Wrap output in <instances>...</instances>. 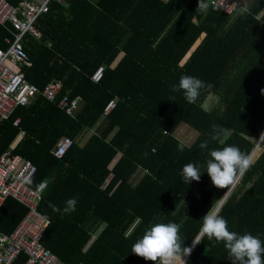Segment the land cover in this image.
I'll list each match as a JSON object with an SVG mask.
<instances>
[{"label": "trees", "instance_id": "1", "mask_svg": "<svg viewBox=\"0 0 264 264\" xmlns=\"http://www.w3.org/2000/svg\"><path fill=\"white\" fill-rule=\"evenodd\" d=\"M65 1L53 2L37 19L40 39L23 37L32 63L23 71L40 90L60 80V96L79 98L77 109L67 116L57 106L59 99L37 95L0 123V154L22 131L13 153L36 166L31 186L46 182L37 211L49 225L40 245L63 264H153L133 254V244L154 224L175 222L181 245L191 247L203 216L227 191L213 186L207 153L231 145L252 155L260 143L253 157L262 152L227 195L220 215L230 231L251 233L264 245V0L241 4L232 15L208 7L197 11L199 0ZM7 37L0 27L2 49ZM98 68L102 78L93 83ZM182 75L209 85L194 104L172 90ZM209 95L219 104L206 110ZM16 118L19 128L12 125ZM183 125L197 137L180 151L176 134ZM214 125L228 130L223 144L211 139ZM85 132L90 136L82 144ZM63 138L72 146L56 160L53 151ZM204 141L208 148L202 150ZM188 163L201 173V180L189 185L180 175ZM71 198L76 210L65 214ZM25 212L7 198L0 208V233L10 235ZM136 217L142 223L126 239ZM25 261L21 254L14 264ZM185 261L231 264L223 242L207 236Z\"/></svg>", "mask_w": 264, "mask_h": 264}, {"label": "built area", "instance_id": "2", "mask_svg": "<svg viewBox=\"0 0 264 264\" xmlns=\"http://www.w3.org/2000/svg\"><path fill=\"white\" fill-rule=\"evenodd\" d=\"M167 3L165 0H160ZM53 2L66 3L65 0H20L19 5L13 6L6 0H0V27L7 30L11 37L5 40L6 49L0 48V123L9 121L11 115L18 109L28 106L32 100L41 95L46 100H58L60 108L67 116H72L79 104V98L70 99L68 95L60 96L62 82L52 79L42 90L30 83L22 68L31 67V62L23 48V37L30 35L40 39L41 34L36 29L37 19L48 12ZM208 8L232 15L242 8L238 0H209ZM10 25L11 29H7ZM103 69L98 68L91 76L93 83H98ZM117 98L109 101L103 110L107 116L115 107ZM13 127L19 128L20 118L12 122ZM21 132L9 149L0 154V208L7 198H11L25 208V215L10 235L0 233V264H14L23 254L25 264H63L52 252L40 245L44 230L49 220L37 211V204L44 191L39 190L42 183L31 186L36 174V166L29 160H23L13 153V148L22 140ZM72 142L68 138L61 139L54 151L53 157L61 160L70 150ZM112 178V177H111ZM110 180H107L105 187Z\"/></svg>", "mask_w": 264, "mask_h": 264}, {"label": "clouds", "instance_id": "3", "mask_svg": "<svg viewBox=\"0 0 264 264\" xmlns=\"http://www.w3.org/2000/svg\"><path fill=\"white\" fill-rule=\"evenodd\" d=\"M167 2V0H165ZM208 7L205 0H199L197 11H204ZM202 80L189 75H182L178 85H172L174 92L182 91L184 98L189 104H194L200 96L201 89L207 87ZM228 130L219 126H213L211 139L221 144L224 143L222 137L227 136ZM185 147H190L184 142L178 144V150L183 151ZM199 148H208V141L200 143ZM206 172L211 179L213 186L227 191L219 199L218 203L212 204L210 210L203 216V224L198 234L192 239V247L181 245L179 235L180 226L175 222L157 223L145 231L132 246V253L144 258L153 264H186L183 259L190 256L193 248L200 244L205 236L216 243L223 242L228 252L231 264H264V245L258 236L251 233L238 234L230 231L228 221L220 215L221 209L226 203L227 195L235 190L243 176L254 165L255 160L251 154L243 153L237 146H225L222 149H213L207 153ZM180 175L186 184L192 181L201 180L200 169L195 163L184 165ZM46 182L42 183L39 190H43ZM77 200L68 199L63 209L65 214H70L76 210ZM53 211H60L54 205H50ZM142 223L140 217H136L124 237L130 238L136 228Z\"/></svg>", "mask_w": 264, "mask_h": 264}, {"label": "rangeland", "instance_id": "4", "mask_svg": "<svg viewBox=\"0 0 264 264\" xmlns=\"http://www.w3.org/2000/svg\"><path fill=\"white\" fill-rule=\"evenodd\" d=\"M238 1L244 7L251 0H238ZM218 104H219V102H218L217 97L215 95H209V97L205 101L204 108L206 110H210L212 107L218 106ZM84 134L85 135H84V141L83 142H85L86 139L90 136L89 132H85ZM176 136L181 142H184L186 145H191L194 142L195 138L197 137V134L195 132L191 131L187 125H183L180 127V130L177 132ZM261 152L262 151L259 150L258 153L255 154V156L253 158H257ZM139 177H140V175H137V177L135 178L136 183H137Z\"/></svg>", "mask_w": 264, "mask_h": 264}, {"label": "crops", "instance_id": "5", "mask_svg": "<svg viewBox=\"0 0 264 264\" xmlns=\"http://www.w3.org/2000/svg\"><path fill=\"white\" fill-rule=\"evenodd\" d=\"M65 2H66V1H65ZM62 4H66V3H62ZM1 28H2V27H1ZM2 29L5 31L4 28H2ZM7 29H11L10 25H8ZM6 32L10 35V37L5 38V40L12 38V37H11V34H10L7 30H6ZM5 40H4V43H5V45L7 46L8 44L5 42ZM0 48H1V47H0ZM5 49H6V48H5ZM29 60H30V59H29ZM30 62H31V61H30ZM31 64H32V63H31ZM24 69H25V68H22L21 70H24ZM23 72H24V71H23ZM14 128H15V127H14ZM21 132H22V131H20L19 134H20ZM19 134H18V136H19ZM18 136H17V138L15 139V141L13 142V144H14L15 142H17ZM24 136H25V135H24ZM22 139H23V138H22ZM81 141H82V144H83V143H84V142H83L84 140H81ZM19 143H20V142H19ZM19 143H18V144H19ZM13 144H11V146H12ZM18 144H17V145H18ZM17 145H16V146H17ZM11 146H10V147H11ZM16 146H15V147H16ZM10 147H9V148H10ZM15 147H14V148H15ZM9 148H8V149H9ZM14 148H13V150H14ZM18 156H19V155H18ZM119 159H120V155H119V156L117 157V159L115 160V162H114V164H113V167H114V165L118 162ZM102 228H103V227H102ZM102 228H101V229H102ZM101 229H99V230L97 231V234H95V235L93 236V239H92V241L90 242V245L94 242V240L96 239V237L99 235Z\"/></svg>", "mask_w": 264, "mask_h": 264}, {"label": "water", "instance_id": "6", "mask_svg": "<svg viewBox=\"0 0 264 264\" xmlns=\"http://www.w3.org/2000/svg\"><path fill=\"white\" fill-rule=\"evenodd\" d=\"M261 146V143L258 145L257 149ZM257 149L254 150L252 156L254 155L255 151H257ZM192 247V246H191ZM188 256H185L183 259L186 260Z\"/></svg>", "mask_w": 264, "mask_h": 264}]
</instances>
